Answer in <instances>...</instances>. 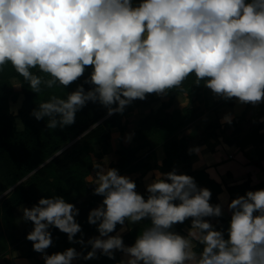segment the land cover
<instances>
[{"label": "clouds", "instance_id": "9594fccd", "mask_svg": "<svg viewBox=\"0 0 264 264\" xmlns=\"http://www.w3.org/2000/svg\"><path fill=\"white\" fill-rule=\"evenodd\" d=\"M6 64L33 93L42 86L67 87L92 68L84 80L89 90L78 85L65 98L52 95L32 110L50 130L74 124L89 101L109 116L123 114L134 100L166 95L190 75L215 97L255 106L264 101V0H0V70ZM222 123L230 125L232 117L225 115ZM107 162L105 157L93 166V194L103 199L88 214L99 235L88 239L86 254L74 247L46 253L53 227L70 243L85 245L74 204L55 195L23 208L21 219L33 224L26 239L44 264L97 259L98 251L109 259L123 253L118 264H264V189L232 199L229 225L217 230L206 218L221 217L223 205L211 204V191L193 177L157 171L145 198L135 181ZM188 219L189 234L203 246L199 254L173 230ZM142 220L150 224L125 245L126 222Z\"/></svg>", "mask_w": 264, "mask_h": 264}, {"label": "trees", "instance_id": "16d2710c", "mask_svg": "<svg viewBox=\"0 0 264 264\" xmlns=\"http://www.w3.org/2000/svg\"><path fill=\"white\" fill-rule=\"evenodd\" d=\"M133 3H139V0H133ZM31 71L45 79L48 78L36 68ZM91 71V67H86L84 75L67 87L56 86L49 89L42 86L40 93H33L29 83L10 64H6L0 70V195L31 174L26 181L21 182L0 199V218L7 227L11 228L14 224L13 213L18 207L27 203L35 205L41 197L58 195L73 196L71 203L79 209L75 219L81 225L83 235L98 233L97 226L90 225L87 218L89 211L99 206L103 197L93 194L95 185L92 183L94 182L88 181L87 177L95 173L93 169L95 158L101 160L111 151L110 141L113 129H118L122 138L129 133V130L132 135L134 134L130 143L122 141V148L117 150L119 159L110 164V167L116 168L120 175L141 171L143 174L140 178H142L151 169L167 173L174 169L173 158H178L186 166L184 173L177 174L189 175L194 178L198 187L208 188L212 193L209 202L217 204L218 196L223 190L222 183L213 179L205 170L193 171L188 156L190 143L196 136V130L192 124L202 113L196 108L168 111L179 94L186 93L191 99L194 97L197 99L200 91L205 87L203 81L197 86L194 84V75H190L181 86L168 91L165 95L168 99L162 101L156 112L152 110L138 119L132 113L136 108L151 106L157 100L155 93L146 94L144 100H134L126 106L123 114L111 116L107 115V109L98 102L89 101L76 113L75 123L64 129H47L46 120L38 121L31 115L32 110L39 103L47 101L52 95L65 98L78 85H83L86 91L89 90L91 86L84 84V80ZM14 78L19 80L24 97L17 113H14L11 108V101L19 98L12 81ZM17 117L21 125L17 122ZM93 124L98 126L92 128ZM135 125L138 127L132 131ZM212 125L214 126V123L208 128L210 129ZM96 144L101 147V150L95 147ZM160 147L164 148L166 154L162 164H158L155 154L156 149ZM143 150L145 152L139 155ZM152 158L155 160L154 165L150 163ZM258 164L262 166L259 161ZM135 183L137 187L138 178ZM258 189H264V185L253 186L250 181H245L239 185L227 186L229 202L237 196L245 195L247 191ZM140 194L147 198L146 190ZM214 218L215 221L212 223L214 227L217 230H226L231 215ZM9 220L12 221V225L9 224ZM186 221L174 225L173 230L181 233ZM2 223L1 221L0 226ZM149 224L148 220L140 221L139 226L122 237L124 244L131 246L137 235ZM120 227L117 225L116 231ZM30 231L28 227L25 234ZM50 231L53 237V244L49 247L50 255L54 252H62L69 247H74L78 252L82 251L86 254L83 246L70 243L65 233L54 227ZM80 235L78 233L76 239H80ZM191 240L195 243L193 250L199 254L203 246L194 238ZM29 243L28 255L32 256L36 252L33 251L32 242L29 241ZM85 244L87 245L86 241ZM114 255L115 259H109L98 251L97 259L79 258L78 260L83 264H118L119 255L117 252Z\"/></svg>", "mask_w": 264, "mask_h": 264}, {"label": "crops", "instance_id": "0c3cea01", "mask_svg": "<svg viewBox=\"0 0 264 264\" xmlns=\"http://www.w3.org/2000/svg\"><path fill=\"white\" fill-rule=\"evenodd\" d=\"M155 96L157 100L151 106L136 108L132 115L138 119L147 115L152 110L156 112L160 108L162 101L168 99L165 95L155 94ZM195 98L191 99L186 93L179 94L168 111L173 112L176 109L196 108L202 113L192 124L193 128L195 127L196 136L189 146V150L198 149L199 151H193L191 154L188 152V156L191 160L193 171L205 170L213 179L222 183L223 190L218 196L217 204L223 205L222 215L226 216V213L227 215H231L227 206L229 203L227 186L239 185L245 181H250L253 186L264 185V101L255 106L250 103L241 104L236 98L225 101L215 97L207 87L202 88L200 96L197 99ZM225 115L232 117L230 125L222 123ZM212 123H214V126L212 125L209 129L208 127ZM218 123L219 125H217ZM137 127L135 125L132 131ZM114 134H117V136L114 137ZM130 134L131 131L129 130V133L122 138L118 129L112 130L111 151L104 155V157L113 155V160H111L110 164L119 159L117 150L122 148V141L124 143L132 141L134 134H131V138L129 139ZM253 136L255 137L251 139ZM243 143L246 144L242 146L241 144ZM144 152V150L141 151L139 155H142ZM155 153L158 164H162L166 155L164 148H157ZM258 161L262 166L258 164ZM96 162H102V159L96 160ZM150 163L154 165L155 160L152 158ZM185 166L186 164L182 160L173 158V168L177 173H184ZM157 171L159 170L151 169L142 178H140L143 174L141 171L133 174H123L122 176H128L133 181L138 178L139 185L136 187V191L141 193L143 190H146V184L155 178ZM92 174L95 176L94 172ZM208 220L212 224L215 218L211 217ZM14 223L11 234H4V237H0V264H44L40 253L36 252L32 256L28 255L30 243L26 239V229L22 224L16 222V220ZM190 228L191 220L188 219L183 227V231L179 234L192 238L193 236L189 234ZM191 231L195 232V230ZM127 232L129 231H124L122 237ZM98 235L99 233H86L83 235V239L87 242L88 239ZM49 250L50 248L46 249V253L50 255ZM117 253L122 259L124 258L123 253L119 251ZM73 264H83V262L77 259L73 261Z\"/></svg>", "mask_w": 264, "mask_h": 264}, {"label": "rangeland", "instance_id": "374dc122", "mask_svg": "<svg viewBox=\"0 0 264 264\" xmlns=\"http://www.w3.org/2000/svg\"><path fill=\"white\" fill-rule=\"evenodd\" d=\"M12 81H13V83H14V85H15V91L17 92V94L19 95V98H17V99H15V100H13V101H11V108H12V110L14 111V113H17V111H18V108L20 107V105H21V102H22V99L24 98L23 97V94H22V91H21V85H20V82H19V80L18 79H16V78H14V79H12ZM21 93V94H20ZM225 106H227V105H225ZM17 119H18V117H17ZM17 122L19 123V125H21L20 124V120L18 119L17 120ZM117 136V134H114V137H116ZM255 136H253L251 139H253ZM95 147L98 149V150H101V147L98 145V144H96L95 145ZM156 154V153H155ZM105 157H107L108 158V162H107V165H106V167H109V164H110V162H111V160H113L112 158H113V155H107V156H105ZM105 157H103V159H102V161L104 160V158ZM95 161H96V158H95ZM31 174H29V175H27V176H25L24 178H22L21 180H19L18 182H17V184L18 183H21V182H24V181H26L28 178H29V176H30ZM90 176V175H89ZM87 177V180L88 181H94V175L92 174L90 177ZM16 185V184H15ZM14 185V186H15ZM19 185V184H18ZM17 185V186H18ZM14 186H12L10 189H8L7 191H5V192H3L1 195H0V199L1 198H3L8 192H10L11 190H13L15 187ZM14 187V188H13ZM13 188V189H12ZM64 199H65V201L66 202H69V203H71L72 201H73V196H64L63 197ZM33 206V204H30V203H27V204H24V205H22V206H20V207H18L15 211H14V213H13V220L15 221L16 220V222H19L20 224H22L23 226H24V228L25 229H27L28 227L30 228V230H32V228H33V224H32V222H30V221H23L22 219H21V216H22V211H23V208L24 207H27V208H31ZM226 215H227V213H226ZM229 215V214H228ZM3 222L2 224H1V229H0V237H4V234H11V231H12V229H13V227H14V224L12 225L11 223H12V221H10L9 220V224L10 225H12V227L10 228V227H7V225L5 224V222L3 221V219L2 218H0V222ZM140 223V222H139ZM139 223H137V224H131V223H128V222H126V226H127V231H130L131 229H133V228H136L137 226H139ZM9 225V226H10ZM193 236V237H192ZM191 237L192 238H194L195 240L197 239H199L198 238V235H192ZM190 240H191V238H189ZM191 242H192V246L194 247V245H195V243L193 242V240H191ZM89 249H90V247L88 246V245H84L83 246V251L85 250V252L87 253L88 251H89ZM120 256V255H119ZM120 259H122L121 258V256H120Z\"/></svg>", "mask_w": 264, "mask_h": 264}, {"label": "water", "instance_id": "95a60500", "mask_svg": "<svg viewBox=\"0 0 264 264\" xmlns=\"http://www.w3.org/2000/svg\"><path fill=\"white\" fill-rule=\"evenodd\" d=\"M18 184H20V183H18ZM18 184H16L14 187H16ZM14 187H13V188H14ZM13 188H12V189H13Z\"/></svg>", "mask_w": 264, "mask_h": 264}]
</instances>
